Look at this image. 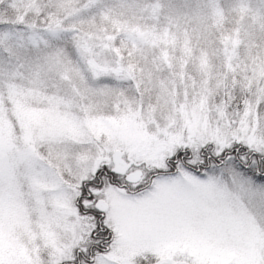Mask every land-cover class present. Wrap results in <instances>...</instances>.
Instances as JSON below:
<instances>
[{
    "label": "snow or ice",
    "instance_id": "6c2138e0",
    "mask_svg": "<svg viewBox=\"0 0 264 264\" xmlns=\"http://www.w3.org/2000/svg\"><path fill=\"white\" fill-rule=\"evenodd\" d=\"M124 2L0 32V264H264V54L230 34L215 71L186 13Z\"/></svg>",
    "mask_w": 264,
    "mask_h": 264
},
{
    "label": "rangeland",
    "instance_id": "374dc122",
    "mask_svg": "<svg viewBox=\"0 0 264 264\" xmlns=\"http://www.w3.org/2000/svg\"><path fill=\"white\" fill-rule=\"evenodd\" d=\"M15 1L16 0H10L8 6L12 7L14 4L13 2ZM19 1L21 2L20 6H22V8L35 12L34 10L27 7L29 0ZM50 2H53L54 5L57 6L58 0H50ZM106 2L110 5H119L121 0H106ZM153 2L167 5V7L163 9V12L169 13L171 16H176L177 13H186L187 15L181 17L182 21L191 23L196 31H198V34L201 36V38H203L202 41L204 42L207 38H211V26H219L220 23L225 22L227 18H230V20L233 19V30L230 33L222 35V38L237 32L240 33V35L243 37V40L239 45V52L243 59H249L251 55L256 54L257 52L264 54V27H261V22L264 21V0H125L123 6L117 9V15L122 20L140 22L143 17V20L145 21L156 22L152 20L150 13L143 7L145 4L150 5ZM41 4L43 7L44 0H41ZM1 5H3V1H0V6ZM88 5L89 0L86 2L85 7H90ZM81 9H83V7ZM194 9H200L203 14H206V29L201 26L200 21L196 20L192 16ZM83 11H80V16ZM94 16H98L100 18L102 23L98 25L101 27L106 25H111L112 27V24L109 21L102 20L99 12L82 20L85 22V27L93 24L92 20H94ZM21 17H23V19L28 22L27 18L25 17V12ZM165 19L166 17L164 16V19L162 20ZM72 20H74V18ZM17 21L13 18H0V32H16L17 30L26 28L25 23H20ZM206 41H208V46L211 45V39ZM202 45L209 51L204 43H202ZM209 52L213 53L211 50ZM213 59L215 60L216 64H222V50L221 52H218V54H214ZM188 66L192 68V70L196 73L197 78H199L198 65L192 63ZM215 71L220 70H218L216 67Z\"/></svg>",
    "mask_w": 264,
    "mask_h": 264
},
{
    "label": "trees",
    "instance_id": "16d2710c",
    "mask_svg": "<svg viewBox=\"0 0 264 264\" xmlns=\"http://www.w3.org/2000/svg\"><path fill=\"white\" fill-rule=\"evenodd\" d=\"M1 2L3 1V5L0 6V18H13L16 21L18 20V18L20 19L22 14L25 12V17L27 18L28 22H37V23H41V17H46L47 16V11H57V6L54 5L53 2H50V0H44V11H41L40 13H36V12H32L29 10H26L25 8H22V6H20L21 2L19 0H16L15 2H13V6H8V4L10 3V0H0ZM88 0H72L73 6L77 7L79 10L83 7V9H81L83 12L81 13V20L97 14L99 12L100 14V10L98 6H90V7H85V4ZM105 3L106 0H105ZM20 6V7H19ZM85 7V8H84ZM80 10V11H81ZM164 11V10H163ZM170 15V14H169ZM74 18V17H73ZM71 16L66 18V23L70 24L72 23V19ZM75 19V18H74ZM161 21H163L162 19H164V16H160L159 18ZM141 23H152L155 24L156 22H148L142 19L140 20ZM92 23L94 24H101L102 22L100 21V18L98 16H94V20H92ZM187 24V27L190 30L191 33V37L192 40L194 42V45L196 47H199L202 45V43H204V45L209 49V51H213V55L214 54H218V52H221L222 50V44H221V38L222 35H225L227 33H230L233 30V19L230 20V18H227V20L225 22L220 23L219 26L217 25H213L210 27V36L211 38H207L206 40H212L211 45L208 46V41L203 40V38H201V36L198 34V31H196V29L192 26L191 23L185 22ZM110 24V23H109ZM106 25V24H105ZM103 27V26H102ZM105 27V26H104ZM106 27L108 29H111V25H106ZM65 35L71 36V32L65 33ZM214 38V39H213ZM207 43V44H206ZM217 65V69L222 71V64L219 65V63L216 64ZM219 65V67H218ZM188 70L191 73L196 74L191 67L188 66Z\"/></svg>",
    "mask_w": 264,
    "mask_h": 264
}]
</instances>
